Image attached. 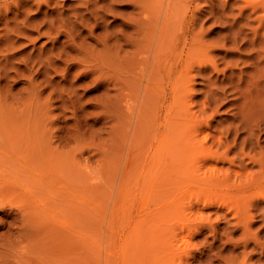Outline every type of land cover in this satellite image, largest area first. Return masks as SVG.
Wrapping results in <instances>:
<instances>
[{"label":"rangeland","instance_id":"374dc122","mask_svg":"<svg viewBox=\"0 0 264 264\" xmlns=\"http://www.w3.org/2000/svg\"><path fill=\"white\" fill-rule=\"evenodd\" d=\"M2 1L0 6L4 5ZM258 1L200 0L198 4L204 10V35L219 45L218 69L224 72L213 74V78L231 77L232 80V87L225 84L227 103L211 120L210 132L218 135L219 130L232 123L236 112L233 103L244 100L239 93L244 91L252 112L250 121L259 124L256 138L259 136L264 146V78L258 79L257 86H250L249 82L251 77L264 73L261 70L264 68V9H254ZM191 4L195 6L196 0H191ZM15 7L9 5L7 16H1L0 20V264H82L80 253L73 246L77 235L86 233L82 226L84 207L88 210L86 234L92 243L90 264H126L123 246L128 227L144 216L148 219L158 209L146 208L139 199L141 187H131L136 167L133 166L134 172L133 163L125 158L123 151L127 143L121 134L124 119L120 117L119 104L136 75L126 65L124 70L117 71L111 65L98 62L103 83L92 82L91 77L82 79L79 74L80 81L71 87L75 69L66 82L62 75L66 66L73 63V55L60 53L62 61L51 58L47 61L46 57H50L53 43L57 47L54 54L58 48L71 51L66 48L69 39L65 36L70 31L74 32L72 36L80 35L85 48L99 54L102 45L96 40L98 37L110 34L113 38L118 31H130L126 25L134 15L133 0H54L40 10L31 3L25 7L29 16L41 21L46 12L50 14L46 17L53 24H45L40 29L44 32L47 25H53L49 38L18 29L16 23L20 25L17 21L25 15L16 19ZM5 27L14 31L9 38L3 37ZM59 30L58 40H52ZM255 37L257 40L252 43ZM123 49L131 52L133 47L126 45ZM260 63L261 67L257 68ZM194 84L193 99H203L205 81L197 77ZM37 136L41 138L38 143L44 145L37 149L50 148L61 160L67 161L62 174L67 178L66 185L77 181L79 186L87 187L86 198L74 197L62 205L60 224L72 233V248L61 247L59 238L44 230L45 238L34 237L35 229L27 223L24 217L27 214L21 208L28 192L19 185L24 168L19 166L20 154L14 150L21 151L27 144L32 145V139ZM245 136L241 132L239 141ZM239 164L236 162L233 169L240 171ZM242 164L262 175L249 158H244ZM81 178L82 184L78 181ZM36 188L39 190L35 191ZM28 190L34 202L32 206L42 205L49 198L35 181ZM51 191L52 196L59 194ZM190 192L181 194L185 198ZM249 196L247 202L255 206L241 220L229 208L231 205L200 206V216L188 221L191 230L180 233L174 243L178 245L181 264H264V181L253 187ZM146 209L152 212L148 214Z\"/></svg>","mask_w":264,"mask_h":264},{"label":"bare ground","instance_id":"6f19581e","mask_svg":"<svg viewBox=\"0 0 264 264\" xmlns=\"http://www.w3.org/2000/svg\"><path fill=\"white\" fill-rule=\"evenodd\" d=\"M199 1L196 0L192 7L191 0H133L134 15L126 25L130 31H118L113 38L110 34L98 37L96 40L102 45L99 54L85 48L80 35L72 36L74 32L70 31L65 36L69 39L66 48L71 51H60L58 48V53L54 54L53 50L57 47L53 43L50 57H46L47 61L50 58L62 61L60 53L73 55V63L66 66L62 75L65 81L75 69L69 84L71 87L80 81L79 74L82 79L91 77L92 82L103 83L98 62L111 65L117 71L124 70L126 65L136 75L119 104L120 117L124 119L121 134L127 143L123 151L125 158L133 163L132 170L136 167L132 181L134 186L131 187H141L138 188L139 199L146 208L158 209L152 212L151 208L148 219L144 216L128 227L123 246L126 264H181L178 245L174 243L180 233L191 230L188 221L200 216V206L231 205L229 208L241 220L249 215L250 207L255 206L247 202L249 193L264 181V146L259 142L258 135L256 138L259 124L250 121L252 112L247 98H244L247 95L244 91H239L244 100L232 104L236 109L232 123L219 130L220 135L210 132L211 120L227 103L225 95L228 89L225 84L230 86L232 80L231 77L213 78V74L224 70L218 69V42L208 40L204 35V10ZM2 2L0 20L1 16H7L9 5H15L14 17L17 19L25 15L17 21L20 22V25L16 23L18 29L51 37L53 25H47L44 32L40 30L45 24H53L46 17L50 14L46 12L44 18L38 21L27 14L25 7H30L32 3L40 10L42 6L49 7L54 0ZM256 4L254 9H264V0ZM5 24L9 25V22ZM13 32L5 27L3 37L9 38ZM60 33V30L57 31L52 40L57 41ZM256 40L255 37L251 42ZM126 45L133 50L124 51L123 46ZM259 67L261 63L257 65ZM256 76L249 79L250 86L259 85L258 79L264 78V73ZM197 77L203 78L206 90L203 99L195 101L194 83ZM241 132L246 136L239 141ZM39 139L40 136L32 139V145L27 144L21 151L14 150L20 154L19 166L24 168L19 185L28 192L21 208L25 209L27 223L35 229L34 237L45 238L44 230L54 233L61 247L72 248L73 241L70 240L73 235L60 224L62 205L74 200V197L86 198L87 187L79 186L77 181L66 185L67 178L62 174L66 171L63 167L68 164L67 161L61 160V156L50 148L37 149V146H44L38 143ZM252 154L259 157L255 158ZM243 157L249 158L262 175L251 172V167L243 165ZM236 162L240 163V171L233 169ZM24 180L25 184L22 183ZM34 181L49 196L44 204L38 206H32L34 202L28 190ZM78 181L82 184V178ZM128 189L126 196L129 195ZM51 190L59 194L52 196ZM80 191L81 196L78 195ZM130 192H133L132 188ZM185 192L190 193L184 198L181 193ZM37 207L40 209L38 212ZM82 211L85 215L82 226L87 233L88 210L84 207ZM86 233L77 235L73 246V250L80 253L82 264H90L92 255V243Z\"/></svg>","mask_w":264,"mask_h":264}]
</instances>
